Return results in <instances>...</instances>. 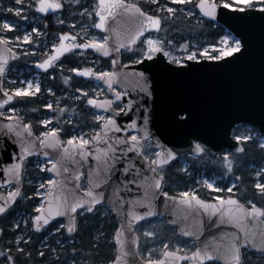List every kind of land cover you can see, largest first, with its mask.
I'll return each instance as SVG.
<instances>
[{
  "label": "snow or ice",
  "instance_id": "6c2138e0",
  "mask_svg": "<svg viewBox=\"0 0 264 264\" xmlns=\"http://www.w3.org/2000/svg\"><path fill=\"white\" fill-rule=\"evenodd\" d=\"M154 4H159V0H152ZM193 0H173V3L187 5ZM16 7L5 8L4 11L15 13L16 17L28 20V15L21 16L26 9L22 6L21 0H16ZM73 5H78L75 13L70 10ZM29 7L35 12L49 14H59L61 11L68 12L71 20H61L58 23H70L71 29L76 28V16L93 17L94 13L98 19L91 27L102 29L109 35L103 34L99 36H90L87 30L81 26L78 32L69 30L60 32L55 41L50 42L48 47L54 49L43 58L36 60V65L48 72L52 79H55L56 70L64 68V62L61 57L65 54L81 55L82 52L76 50L94 49L103 56L109 57L113 70L97 71L93 67H73L69 69L72 73H77L83 77L95 78L102 81L107 88L103 91L107 94L103 99L100 98V91H96L92 96L88 95L90 89H78L77 91L83 95H73V100H84L90 107V111L94 109L106 110L104 113L95 114L94 120L99 123L94 127H90V134L78 130V135H70L67 140L61 138L63 129L59 127L61 117L64 112L69 109L66 103L63 108H57L53 113L41 119L38 123L46 127L47 130H40L39 133L34 131L33 124L29 120L25 122V115L20 114L18 109L12 102H20L18 98L28 95H35L40 92L41 82L39 80H24L20 84L24 86H16L11 89L4 88L3 95L0 97V139L9 137L18 145V150L13 152L11 162L3 166L5 178L0 179V187L8 189L6 195H0V215L7 214L12 206L16 203L17 198L23 199L22 182L25 179L24 169L27 158L30 156H43L45 160L39 162L37 167L41 171H51L55 175L47 181L39 182V188L48 191L46 193L36 192L35 195H43L44 202H41L36 208V214L31 219L32 227L37 231L46 230L53 220L58 217H65L66 223H59L51 229L54 232H60L64 229L67 233L77 232L80 228L78 216L82 214H91L102 211L104 205H109L117 212L122 210V205L131 204V209L127 210V215L122 220L120 227L115 232V241L119 245L118 255L110 262V264H136V258L140 252V234L136 231L135 225L138 221L145 220L147 217L157 215L154 201L158 193L169 197L170 200L177 202L180 206H186L187 209L194 210L196 214L203 217L207 215L209 219L216 217L214 224L219 228L220 225H235L238 232H229L225 230L218 239L213 236L210 240L199 241L200 246H195L194 251H188L187 255L181 254L179 244L175 246V251L168 248V244H164V259H152V253L149 251L146 264H179L183 260H191L193 264H215L218 260H223L224 264H253L251 257L247 254L248 249L255 248L259 252L260 260L264 261V206H258L251 197H241L237 195H217L215 200H206L201 198L195 191H184L179 196H169V193L163 191L162 185L165 181L166 166L170 165L178 155V151L168 148L159 140H156L149 129L150 116L149 108L146 100L139 93L143 92L147 96L152 95L150 87L149 72L139 71L135 73L137 83L135 89L119 87L123 82L127 81V76L121 71L115 70L117 65L127 67L122 64L121 57L124 52L132 53L133 58L129 63L141 64L148 60L154 64L161 53L169 57L171 62L190 67L189 61H197L204 57L212 60H220L225 57L232 56L234 53H240L245 45L239 38L223 37V43L219 48L215 44H209L200 50L192 48L190 43L185 41L179 47L187 53L185 57H177L172 50L173 41L167 38V29L171 26V21L176 18V12L179 11L173 7H160L158 14L150 13L141 7L138 3L128 4L127 0H98L95 9L89 10L85 7L81 0H30ZM260 9L264 13V0H198L193 4L192 9H185L188 17H193L196 11L203 14L204 17L215 19L220 15L221 9L235 12H246L248 10ZM124 13L135 15L136 28L127 35L126 42L119 39V29L110 28L109 20L116 18ZM35 19V15L32 16ZM199 24V20L196 21ZM18 30V25L14 18L5 17L0 24V77L7 78L11 74L10 60H14L20 55L27 53L15 52L10 46L11 41H23L24 44H38V40H34V34L44 35L39 27L32 28L31 31L24 30L22 35H8L9 31ZM116 33L117 40L113 44L112 33ZM163 35H158V34ZM83 34L84 41H78L77 37ZM231 39V43L229 40ZM23 45L17 44L16 47ZM209 48L216 51V55L209 52ZM124 50L122 52L121 50ZM34 53L35 49H29ZM168 71H179L180 69L165 66ZM61 75L63 73L61 72ZM72 79L71 76L64 77V82L68 83ZM47 92L55 96L52 87H48ZM137 92V98L133 99L129 94L130 91ZM125 98H127L125 100ZM44 107L53 109V103H46ZM57 112L59 115H57ZM134 112L136 119L128 117L126 125L121 119V114ZM187 115V114H185ZM57 121V126H51L52 121ZM97 129H99L97 131ZM123 133V135H117ZM237 140H248L251 136H237ZM155 141V143H154ZM6 148L7 145L5 144ZM58 150L55 154L48 149ZM159 150L156 151L155 149ZM243 151V148L239 149ZM207 149L204 145L196 143L195 150L190 154L196 156L204 154ZM129 153L135 154V159L129 156ZM3 152H0V158ZM221 161L227 173H231L234 168L232 153L225 152L221 156ZM71 162L76 168L69 169L67 164ZM142 162V163H141ZM146 165V167L144 166ZM50 166V167H49ZM187 171V168L184 169ZM73 172L72 177L65 174ZM147 173V174H146ZM256 177L264 176V170L257 171ZM83 178V187L80 181ZM67 179H74L76 184L74 190L69 195L65 189L69 186L65 183ZM209 188H213L218 192L220 189L212 181H205ZM140 186L143 189V197L129 196L127 199L119 196L122 189L129 191H139ZM235 185L228 188L231 193ZM255 188L259 190V194L264 196V182L257 180ZM111 189V194L106 193ZM239 193V189H237ZM119 202H117V199ZM138 204L147 205V210L137 212ZM97 206H100L99 208ZM167 206V201H165ZM186 214L187 211H186ZM87 215L84 219L87 220ZM250 221L254 222L250 224ZM25 225L28 221H23ZM19 228V224L14 225ZM201 227L203 224L201 222ZM257 228L260 230L257 231ZM186 236H195L197 233L193 230L181 229ZM4 232L0 228V235ZM242 233V235H241ZM144 235L147 237H156L158 233L153 227L152 230H145ZM32 239L31 236L25 240L24 236H16L13 243L17 252H24L21 241L27 243ZM131 245V247L129 246ZM48 247V245H42ZM55 251V250H53ZM72 253H76L77 249L73 247ZM12 249L8 248L4 251L0 248V257H3L5 264H16V258L12 256ZM31 256V253H25ZM40 256L44 252L39 253ZM129 257L132 258L131 262ZM143 259V257H139ZM59 261V256H57ZM66 264V262H60ZM72 264H77L76 260Z\"/></svg>",
  "mask_w": 264,
  "mask_h": 264
},
{
  "label": "trees",
  "instance_id": "16d2710c",
  "mask_svg": "<svg viewBox=\"0 0 264 264\" xmlns=\"http://www.w3.org/2000/svg\"><path fill=\"white\" fill-rule=\"evenodd\" d=\"M86 1V2H84ZM137 2L146 11L153 14L159 13L160 7H173L179 9L176 12V18L171 21V26L167 29V38L173 41L174 46L183 43L185 40L191 44L197 43L200 47L207 43L216 44L220 37L225 33L226 29L220 24L213 23L205 18L200 19V14L196 11L193 17H188L185 9L193 8V1L187 5H180L172 3L170 0H159V4H154L152 0H127ZM92 2L97 0H81V3L86 7ZM2 7H8L9 5H15L16 0H0ZM78 5H73L71 12L74 13L78 9ZM12 14V13H11ZM33 9L29 11V15H37ZM10 16V13L8 14ZM56 13L42 17V22L39 25V29L46 35L34 34L33 39L38 40L39 43L36 45V51L33 54L21 55L16 61L10 63L11 69L13 66H17L20 70L27 69V62H35L43 58L47 53L45 41L52 34H59L60 32L69 30L66 23H58L61 20H69L70 15L68 12L61 11L60 17H56ZM10 17H14L12 14ZM199 20V24L196 21ZM26 21H20V24ZM20 27V25H18ZM27 27L31 30L33 24L27 23ZM11 35L20 34V30H14L8 32ZM159 35H163L162 33ZM34 45L33 43H31ZM20 53H25L24 48L14 47ZM78 52V51H77ZM32 56V57H31ZM90 52L82 53L81 55L67 54L61 60L64 62L63 69L56 70L55 79H52L48 72L40 73L41 76V90L35 93V95H28L22 98H18L19 103L14 101L13 104L20 109V114L25 115V122L31 121L33 129L37 133L40 130H47L45 126L40 125L38 122L44 119L46 116L53 113L54 109L57 108V101L59 107L63 108L67 103L69 109L75 108V111L68 110L64 112L60 118L61 122L59 127L63 129L60 134L61 138L65 141L68 136L72 135L73 127L77 128H90L95 126L98 122L94 120V112L90 111V107L85 103L84 100H73V95H76L78 89L85 88L89 85L88 82L84 81L69 69L73 67H84L89 66ZM133 58L132 53L124 52L122 55L123 62H129ZM99 67L102 70L110 68V59L99 58ZM98 68V69H100ZM33 69V68H32ZM34 71V70H33ZM61 72L63 75H61ZM18 73H15V75ZM11 73L4 80V88L11 89L15 87L19 78L16 75V81L11 82L9 77H12ZM71 76L72 79L68 82H64V77ZM52 87L55 92V96L52 93L47 92V88ZM46 103H53V109L44 107ZM57 115L59 113L57 112ZM69 115H72V121L69 119L65 120ZM65 120V121H64ZM57 126V121H52ZM244 150L237 152L233 150H226L222 152H213L211 149L206 148L207 152L200 156L188 157L190 166L187 171H184L181 166L178 167H167L165 170V181L163 184V190L174 195H180L183 190L190 187L199 186V179L203 176L216 175L219 177L218 183L222 186V189H227L228 186L233 183L235 188L231 192V195H239L241 197H251L258 206H264V196L259 194V190L255 188L257 180H264V176L256 177L255 173L261 171L264 167V147L260 145L257 139H249L243 141ZM232 153L234 162V168L231 173H227L224 165L221 161L223 153ZM34 158H30L25 163V179L23 180V199L19 198L15 206H13L7 214L0 217V227L4 229L2 234V248L7 251L8 248L12 249V256L16 258V264H59L60 262H66L76 260L77 264H109L116 255V245L113 237L114 233L119 225L117 217L110 213L106 206L103 207L102 211H97L91 214H82L78 216L80 222V228L73 235H69L64 229L60 232L49 235L52 228L57 226L61 221H54L50 224L49 228L43 232H37L33 229H29L27 233L24 232L22 223H19V228L14 227L16 225L17 215L24 213L33 216L36 214V208L42 202L41 195H35L39 191L38 180L49 179L47 171H41L34 162ZM239 189V193H237ZM197 193L204 199H215V194H221L222 192L208 190L206 188H197ZM100 206H98L99 208ZM84 215H87V220L84 219ZM164 227L163 231L156 230L158 235L156 237H148V240H152V244H148L147 247L140 248V252L144 258H147L149 249L148 247L154 246L151 250L153 258H158L162 255L164 244H168L169 249H175V239H183L178 233L174 226L163 220ZM30 224V222H29ZM31 225L33 223L31 222ZM63 234L61 243L57 242L59 234ZM141 244L144 245L146 241L142 233ZM16 236H24L27 240L28 236L32 239L25 243L21 241V246L24 248V252H17L16 247L12 241ZM10 240L9 242L7 240ZM186 240V239H184ZM48 245V247H42V245ZM75 247L76 253H72L71 249ZM193 248V247H191ZM191 248L182 250L183 253H188ZM194 249V248H193ZM192 249V250H193ZM56 250V251H53ZM188 250V251H185ZM43 251L44 255L40 256L39 253ZM31 253V256H26L25 253ZM55 252L57 255H55ZM253 264H264V261L260 260L259 254L251 250L247 253ZM59 256V261L57 259ZM0 264H5L3 257H0ZM218 264V263H215Z\"/></svg>",
  "mask_w": 264,
  "mask_h": 264
},
{
  "label": "water",
  "instance_id": "95a60500",
  "mask_svg": "<svg viewBox=\"0 0 264 264\" xmlns=\"http://www.w3.org/2000/svg\"><path fill=\"white\" fill-rule=\"evenodd\" d=\"M127 2L129 5L135 3ZM40 14L49 15L51 13ZM200 15L203 16L202 13ZM204 18L226 27V29L243 41L245 45L244 49L240 53H234L232 56L220 60L202 58L197 61H189L188 64L190 67L185 66L183 68L180 65L173 64L163 53L160 54L155 64L148 60L143 65L129 62L124 63L121 57L122 64L127 65V67L117 65L115 68V70L121 71L128 78L119 87L130 89H135L137 83L135 73L151 69L148 74L152 95L147 96L143 92H140L139 95L146 100L149 108L150 131L160 143L181 154L176 159L193 152L196 143L206 145L214 152H220L225 149L241 152L239 149L243 148L244 150L243 142L237 140L233 134L234 128L241 123L252 124L264 134V13L258 8L235 13L221 9L220 15L215 19ZM108 24L110 28H118L119 39L126 42L127 35L136 28V17L135 15L124 13L116 18L110 19ZM98 30L104 33L105 36L109 35V33L102 29ZM116 40L117 35L114 32L112 33L111 42L115 44ZM13 50L18 52L14 48ZM87 50L94 52L100 57L109 58L103 56L100 52H96L94 49L89 48ZM121 51L124 52L123 49ZM19 57L14 60H17ZM14 60H10L9 63ZM165 66L180 70L174 72L168 71ZM35 68L40 72H45L44 69L39 68L37 65H35ZM110 70H113L112 66ZM75 74L87 81L98 82L107 88L102 81L96 80L95 78L83 77L77 73ZM3 90L4 77H0V97L3 95ZM129 94L133 99L137 98V92L135 90L130 91ZM94 110L97 112L106 111L102 109ZM128 117L136 119V114L134 112L121 114V119L125 125L130 122ZM117 135H123V133H117ZM5 144L7 145L6 148L4 147ZM156 149L159 150L158 148ZM17 150L18 145L11 138L3 137L0 139V152H3V157L0 158V179L5 178L3 166L11 162V156ZM48 151L55 154L58 150L49 148ZM128 155L135 159L134 153H129ZM199 155L201 154L198 153L196 156ZM32 157L44 158L43 156L34 155L27 159ZM144 166L146 167V165ZM67 167L74 170L76 165L69 162ZM48 174L52 177L55 175L51 171H48ZM65 175L72 177L73 172ZM65 183L69 186L65 191L70 195L71 191L74 190L76 181L74 179H67ZM80 184L83 187V178H81ZM23 186L22 182V191ZM136 187L140 188V186ZM7 191L8 189L6 187H0V195H6ZM111 191L109 189L106 196L110 195ZM119 196H123L126 199L129 196L143 197V189L140 188L139 191L122 189ZM169 196L179 195L169 193ZM18 199L19 197L17 201ZM116 199L119 202L118 198ZM165 201H167V206H165ZM154 205L157 215L138 221L135 228H137L139 223L146 220L164 217L168 224L176 227L177 233L182 238L196 241L197 247L200 246L199 241L210 240V237L213 236L219 239L225 230L229 232L239 231L235 225H220L218 228L214 224L216 217L209 219L206 214L201 217L194 210H186V206L178 205L177 202L170 200L169 197L163 196L162 193H158ZM106 206L110 209L111 214L117 217L119 221L118 229L122 220L127 215V210L131 209V204L122 205V210L119 212L109 205ZM146 210L147 205L138 204L136 207L137 212H144ZM186 211L188 214H186ZM55 220H62L64 223L67 222L65 217H58ZM201 222L203 227H201ZM252 223L254 222L250 221V224ZM48 227L46 226V230ZM181 229L193 230L197 234L191 237L186 236ZM259 230L257 228V231ZM43 231L45 230L37 232ZM1 237L2 235H0V248ZM114 243L116 245L115 256H117L119 254V245L115 239ZM129 246L131 247V245ZM248 250L259 254L255 248ZM181 254L187 255L184 253ZM139 257H142L140 252L136 258V264H146L147 259L144 257L140 259ZM158 259H164L163 254ZM129 260L131 262L132 258L129 257ZM216 262L218 264H224L223 260ZM183 263L193 264L188 259L179 262V264Z\"/></svg>",
  "mask_w": 264,
  "mask_h": 264
},
{
  "label": "rangeland",
  "instance_id": "374dc122",
  "mask_svg": "<svg viewBox=\"0 0 264 264\" xmlns=\"http://www.w3.org/2000/svg\"><path fill=\"white\" fill-rule=\"evenodd\" d=\"M172 3H173V0H170ZM193 1H197V0H193ZM29 4H30V0H21V4L19 5V6H22V7H24L25 9H26V11L24 12V13H22L21 14V16H23V15H28L29 16V19L28 20H25L26 22L25 23H22V24H20V21H24L21 17H16L15 16V13H12V12H6V11H4V9L5 8H11V7H16L17 6V4H15V5H9L8 7H2L1 6V4H0V24H2V20H3V18H5V17H10L12 14L14 15V17H10V18H14L15 19V22L17 23V25H20V27L18 26V30H20V34H17V35H22L23 34V32H24V30H28V31H31L28 27H27V23L28 22H31L32 24H33V28H35V27H39V25H40V23L42 22V20H41V17H40V14L38 13L37 15H35V19L33 20L32 19V16H30L29 15V11L31 10V8L29 7ZM192 9V8H191ZM89 10H92V9H90L89 8ZM186 12V11H185ZM10 13V16L8 15ZM12 13V14H11ZM75 13V12H74ZM56 17H60V14H58V15H56ZM70 18H71V16H70ZM90 20H92V17H88V16H86V17H78V16H76V21L78 22V21H80L81 23H84V22H86V21H90ZM40 31L42 32V30L40 29ZM8 35H10V36H12L11 34H9L8 33ZM37 35H39L38 33H37ZM45 35H46V33H45ZM159 35V34H158ZM229 36L230 38H232V37H234V38H237L232 32H230L229 30H226L225 31V33L220 37V39H219V41H218V43H216L215 45L217 46V48H219L220 47V45L223 43V37L224 36ZM40 36V35H39ZM186 41V40H185ZM185 41L183 42V43H185ZM188 42V41H187ZM183 43H181V44H183ZM229 43H231V39L229 40ZM17 44H21V45H23L22 47H20V48H24L26 51H25V53H28L29 55L30 54H33V53H31V52H29V49H35V51H36V45L34 44V45H32L31 43H28V44H24V42L23 41H19V42H17V41H11L10 42V46H12V47H16V45ZM181 44H179V45H176V46H174V44H172V50H173V52L177 55V57L179 58V57H186L187 56V53L186 52H184L182 49H180V45ZM209 44H211V43H207V44H205V45H203L202 47H200L197 43H193V44H191V47L192 48H195V49H197V50H200V55L202 56L203 55V53H202V48L203 47H207ZM209 52L212 54V55H216L217 53H216V51L215 50H213V49H211V48H209ZM35 53V52H34ZM32 57V56H31ZM33 62L32 61H28L27 62V69L26 70H20L19 72H16L17 71V69H18V67L17 66H13V68L11 69V73H13V76L12 77H9V80L11 81V82H15L16 81V75H18V78H19V82H18V84L16 85V86H24V85H21L20 84V82L21 81H24V80H39L40 82H41V77H40V75L37 73V72H34L33 70L34 69H32L33 67ZM15 73H18V74H16L15 75ZM15 86V87H16ZM76 93H78V95H81L82 93H80V92H78V91H75ZM47 117V116H46ZM72 118V115H71V117L70 116H68L65 120H68V119H71ZM64 120V121H65ZM51 126H56L55 124H53L52 123V125ZM90 129V128H89ZM78 130H82L83 132L84 131H86V129H84V128H75L74 130H73V133H72V135H78L79 134V131ZM89 132H90V130H88ZM249 132V131H248ZM247 132V133H248ZM85 133V132H84ZM261 146H263L264 147V140L261 138ZM45 159H43V158H41V159H36V160H34V162H35V164L37 165L39 162H43ZM188 166V164H187V161L186 160H183L182 161V167L185 169L186 167ZM262 170H264V167H262L261 168V171ZM49 176V175H48ZM49 178H51V177H49ZM217 180H219V178L217 177V176H214V175H212V176H203V177H201L200 179H199V182H200V184H199V186H197V188H206V189H208V190H214V191H216L215 189H213V188H209L208 186H207V183L205 182V181H212V182H214L216 185H217V187L218 188H220V189H222V186L221 185H218V182H217ZM41 181H47V180H43V179H39L38 180V185H39V182H41ZM262 182H264V180H261ZM232 185H233V183H231L229 186H228V188H230V187H232ZM227 188V189H228ZM227 189L226 190H224L223 191V193H221V194H215L214 196L216 197L217 195H223V196H229V195H231V193H229L228 191H227ZM45 190H46V188L45 189H40L39 188V192H42V193H45ZM195 191V192H197L196 191V188H194V187H190V189H186V190H183L182 192H184V191ZM42 196V198L44 197L43 195H41ZM42 201H43V199H42ZM31 215H28V214H24V213H19L18 215H17V219H16V223L17 224H19V223H22V226L24 227V232L25 233H27L28 231H29V229H31L32 228V225H31V222H33L32 221V219H31ZM25 220H27L28 221V224L27 225H25L24 224V222L23 221H25ZM163 220H164V218L163 217H159V218H156V219H152V220H148V221H145V222H143V223H141L138 227H137V231H138V233H142L143 234V237H144V239L146 240L145 242H144V245L143 244H141L140 245V248H142V247H147V245L148 244H152V240H148L147 238V236H145L144 235V231L145 230H152L153 229V227L155 228V231L156 230H161V231H163V228H165L164 227V222H163ZM29 222H30V224H29ZM58 226V225H57ZM54 233H57V232H54V231H50L49 232V235H52V234H54ZM60 239H61V235L59 234L58 235V238H57V242L58 243H60ZM11 240V239H10ZM9 239L7 240L8 242L10 241ZM177 244H179L180 245V247H181V249L182 250H184V249H187V248H191V247H193V242L192 241H190V240H184V239H178V238H176L175 239V244H174V246H176ZM155 247L154 246H150V247H148V249H149V251H151L152 249H154ZM194 248V247H193ZM193 248H191V250L193 249ZM173 250H175V249H173ZM149 253V252H148ZM147 255V258L149 259V256H148V254H146ZM143 256V255H142ZM151 258L152 259H156V258H153V256H151ZM66 264H72V261H69L68 263H66Z\"/></svg>",
  "mask_w": 264,
  "mask_h": 264
},
{
  "label": "flooded vegetation",
  "instance_id": "af4514ba",
  "mask_svg": "<svg viewBox=\"0 0 264 264\" xmlns=\"http://www.w3.org/2000/svg\"><path fill=\"white\" fill-rule=\"evenodd\" d=\"M84 2H86V1H84ZM198 2V0L196 1V3ZM96 4H97V2H92V3H90V5H87L86 7H89L90 9H95V6H96ZM51 14H54V13H51ZM60 14V13H59ZM50 15V14H49ZM47 16V15H46ZM79 17V16H78ZM84 17H86V16H84ZM79 22V29L78 30H75V29H69V30H72L74 33L75 32H78L79 30H80V28H81V26L83 25V27L87 30V32L89 33V35L90 36H92V35H95V36H99V30L97 29V28H92L91 27V25H93L94 24V20H93V18H92V20H90V21H86V22H84V24L83 23H81L80 21H78ZM93 22V23H92ZM69 30H66V31H69ZM66 31H63V32H66ZM54 34H56V33H54ZM77 39H78V41H80V42H82V40L84 41V36H83V34H81L80 36H78L77 37ZM79 52V51H78ZM68 54V53H67ZM66 54V55H67ZM93 57V61L91 60V62L89 61V66H86V67H99V58H100V56H95L94 57V55L92 56ZM63 58V57H62ZM61 58V59H62ZM104 58V57H103ZM109 59V58H108ZM82 79V78H81ZM203 145V144H202ZM205 146V145H204ZM206 148H209V147H207V146H205ZM210 149V148H209ZM190 156H193V155H191V154H185V155H183L182 157H180V158H178V159H176V160H174V161H172L171 162V164L170 165H168L167 167H178V166H181L182 167V161L183 160H186L187 161V164H188V166L186 167L187 169L189 168V166H190V161H189V159H188V157H190ZM200 156V155H199ZM196 157H198V156H196ZM183 170H184V168H182ZM198 191V190H197ZM192 251V250H191Z\"/></svg>",
  "mask_w": 264,
  "mask_h": 264
},
{
  "label": "bare ground",
  "instance_id": "6f19581e",
  "mask_svg": "<svg viewBox=\"0 0 264 264\" xmlns=\"http://www.w3.org/2000/svg\"><path fill=\"white\" fill-rule=\"evenodd\" d=\"M44 16H46V15H42V14H40L41 20H42V17H44Z\"/></svg>",
  "mask_w": 264,
  "mask_h": 264
}]
</instances>
